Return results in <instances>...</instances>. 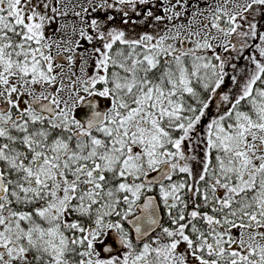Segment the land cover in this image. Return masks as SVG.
<instances>
[{
	"label": "snow or ice",
	"instance_id": "snow-or-ice-1",
	"mask_svg": "<svg viewBox=\"0 0 264 264\" xmlns=\"http://www.w3.org/2000/svg\"><path fill=\"white\" fill-rule=\"evenodd\" d=\"M0 264H264V0H0Z\"/></svg>",
	"mask_w": 264,
	"mask_h": 264
},
{
	"label": "rangeland",
	"instance_id": "rangeland-1",
	"mask_svg": "<svg viewBox=\"0 0 264 264\" xmlns=\"http://www.w3.org/2000/svg\"><path fill=\"white\" fill-rule=\"evenodd\" d=\"M163 1V0H162ZM71 2H77V0H71ZM203 2L204 3H206V4H212L213 3V0H203ZM161 11V13H162V15H163V12H162V10H160ZM66 22L69 24V28L71 27V23H72V19H68V20H66ZM59 37V35L58 36H56V37H53L54 39H56V38H58Z\"/></svg>",
	"mask_w": 264,
	"mask_h": 264
},
{
	"label": "trees",
	"instance_id": "trees-1",
	"mask_svg": "<svg viewBox=\"0 0 264 264\" xmlns=\"http://www.w3.org/2000/svg\"><path fill=\"white\" fill-rule=\"evenodd\" d=\"M158 3H161V2L158 0ZM156 11H157V14H161V15H162L160 9H156ZM68 19H69V20H70V19L73 20V18H72V16H71V13H70L69 16L66 18V20H68ZM62 23H63V21H62ZM57 26H58V25H57ZM53 30H55V29H53ZM58 35H59V34L57 33L56 36H58ZM56 36H54V37H56ZM84 47H87V44H85Z\"/></svg>",
	"mask_w": 264,
	"mask_h": 264
}]
</instances>
